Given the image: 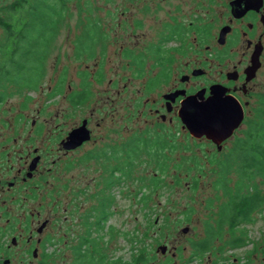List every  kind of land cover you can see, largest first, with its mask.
Returning <instances> with one entry per match:
<instances>
[{
    "label": "flooded vegetation",
    "instance_id": "1",
    "mask_svg": "<svg viewBox=\"0 0 264 264\" xmlns=\"http://www.w3.org/2000/svg\"><path fill=\"white\" fill-rule=\"evenodd\" d=\"M172 1L128 2L125 0L123 11L118 13L117 10L113 14L118 16L116 19L108 20L105 16V19L76 20L77 23L83 22L101 27L100 49L95 48V57L109 59L111 56L120 55L129 62L123 65V71L119 69L118 73L128 71L131 73L130 80L135 78L147 80L140 87H135L136 84L132 82L121 85L110 81L99 95L97 93L99 96L97 98L93 92L91 79L87 81L88 86L84 93L86 101L89 100L91 104L95 102V106H91L87 117L77 121L76 115L72 114L76 108L83 107V104L87 103L78 98L79 92H83L84 88L77 91L70 87L68 96H65V101L69 99V111L66 113L62 103L57 110L56 119L62 123L57 125L59 131L56 136L59 137V150H62L64 155L71 156L68 169L85 168L82 174L86 181L85 187L76 193L85 192L91 200L94 198L100 201L98 213L93 217L94 223H91L93 213L90 211L91 208H84L81 211L83 214L87 213L84 218H78L73 222L74 227L85 225L86 230L82 237H78L71 229L64 230L63 225H59L54 233L56 238L51 237L49 231L54 225L55 218L45 219L40 210L24 209L29 203L28 197L38 198L41 187L39 183L31 184L38 175H42V172L40 174L42 160L38 155V148H33V152L29 151L25 162L19 163L17 168L14 163L1 164L0 169L3 172L8 171L10 176L5 177L0 174V194H3L0 197V264H49L48 247L52 244L49 243L51 238L54 242L52 246L56 248L55 255L59 257L61 264H65L68 260L70 263L67 264H105L107 258L102 251L107 244L103 241H94L93 235L101 231H111L110 236L113 234L114 228L107 224L114 213L118 214L120 210L119 208L115 211L110 210L109 201L113 202L116 200L115 197L124 196L125 182L134 181L139 177L142 161L154 162L157 170H170L171 151L188 149V145L178 147L180 144L177 135H182L186 141L191 138L195 143L206 142L217 153L226 150L229 143H234L235 152H241L245 148L242 145L248 141L250 127L239 132L242 131L252 112L255 113V120L264 112V109L257 108L252 103L254 96L259 94L257 90L263 85L262 82L257 84V81L264 68V22L262 21L264 4L260 11H248L242 17L236 18L231 6L235 0H231L228 4L231 19L214 31L213 22L203 24L205 19L198 15L195 16V20H200L201 23L193 21L189 25L183 23V19L189 18L183 9L184 0H177L182 4L177 3L174 7L170 4ZM192 4H194L193 9L199 5L201 9L211 6L203 0H195ZM163 11H165L164 18H157ZM106 12L108 16L111 14L109 10ZM155 12L156 16L152 17ZM258 22L262 24L263 31H260ZM146 26L163 27L156 30L159 34L153 35L155 39L153 42L145 37L144 33H140ZM226 27H230V31L226 33L222 43L221 33ZM136 32L141 37H145L143 45L129 41ZM124 34L127 35L126 39L122 38ZM212 37L214 44L205 46L203 51L202 43ZM105 38L106 43H104ZM122 39L125 40L122 42ZM119 42H122L119 52L114 51L105 55L113 43ZM189 49L193 50L191 52L193 58L185 62L184 56L189 53ZM92 53L87 57H94ZM97 65L99 66V62ZM98 66L95 68L96 72L90 75V78H94V83H102ZM124 77L122 74L121 80ZM26 87L31 90L37 88L29 86L24 88ZM212 88H217L223 98L238 101L244 112L242 124L220 146L207 137H193L180 117V111L186 101L192 97L204 101L211 97ZM128 89L131 91L127 93ZM61 91L60 85L56 88L55 94L60 96ZM2 102L3 100L0 104ZM120 102L124 104L120 105ZM124 121L131 123L143 121L145 129L154 130L128 128L127 131H123ZM66 124L70 128L64 131ZM175 125L181 126L178 134H173L171 130ZM142 155L147 157L142 159ZM182 160L180 158L179 162ZM85 165L86 167H81ZM79 175L81 176L78 174V177ZM81 182L78 179V183L82 185ZM23 191L27 197H24V201L17 202ZM9 197L10 199L7 200ZM8 201L16 202L19 205L16 209L18 211L4 210ZM63 212L66 214L63 217L64 222L67 223L72 213L68 214L69 211L66 209ZM60 218L62 217L58 211L56 219ZM102 237L103 235L98 240L103 239ZM65 249L71 254H67ZM138 258L131 262L121 259L108 264H137Z\"/></svg>",
    "mask_w": 264,
    "mask_h": 264
},
{
    "label": "rangeland",
    "instance_id": "2",
    "mask_svg": "<svg viewBox=\"0 0 264 264\" xmlns=\"http://www.w3.org/2000/svg\"><path fill=\"white\" fill-rule=\"evenodd\" d=\"M124 1L73 0L69 2L63 20L55 28L58 35L54 42H50L46 53L47 60L42 67L43 76L41 75L36 90L27 89V87L19 88L0 75V97L3 99L0 104V168L1 164L5 163H14L17 168L19 163L25 162L29 151L33 152V148H38V155L42 160L40 167L42 175H38L31 184L39 183L41 187L38 198L30 199L28 197L29 203L24 209L28 211L40 210L45 219L55 218L54 225L49 231L51 237H55L54 233L59 225H63L64 230L71 229L78 237H82L86 230L85 225L74 227L73 222H76L78 218H84L87 214L81 212L84 208H91L90 211L93 212L91 223H94L93 217L94 214L97 215L100 204V201L94 198L91 200L85 192L76 193L85 187L86 181L82 176L85 168L81 170L79 167H75L73 170H69L71 156L64 155L63 151L59 150V137L56 136L59 131L57 125L62 122L56 119V115L61 103L66 113L69 111V99L65 101V96H68L70 87L73 90H82L81 88H84L83 77L86 75L87 81L92 79L90 82L93 85L94 95L99 98L97 93L99 95L110 81L121 85L134 83L135 87H140L147 80L144 78L130 80L131 73L128 71L118 73L119 69L122 70V66L129 62L120 55L111 56L109 59L107 57L100 59V57H95L94 53L91 54L94 57L85 55L78 57L77 51L74 50V42L83 29L82 26H77L76 20L86 19L85 13L82 12L88 7V4L95 9L89 18H107L109 20L118 18L113 14L117 10L118 13L123 11ZM193 1L195 0H184L183 9L189 18L183 19V23L188 25L191 21L201 23L202 21L195 20V16L198 15L205 19L203 24L213 22L214 31H216L231 19L228 8L231 0H203L211 6L202 9L201 5L193 9ZM128 2H134V0H128ZM11 3L12 0H0V9L2 4L10 5ZM177 3L180 2L173 0L170 4L174 7ZM107 10L111 12L109 16ZM155 14L156 12L152 14V17L156 16ZM163 14L165 11L159 13L157 18H164ZM258 25L260 31H263L262 24L258 22ZM159 29H163V27L146 26L140 33H144L145 37L153 42L155 40L153 35L159 34L156 31ZM2 34L3 30L0 28V38ZM113 36L116 37V34L113 33ZM126 37L127 35L124 34L122 38L126 39ZM145 37H141L136 32L129 41L143 45ZM124 40L122 39V42ZM106 42L105 38L104 43ZM122 42L113 43L105 55L112 54L114 51L119 52L118 49ZM202 44L204 51L205 46L214 44V37ZM96 48L100 49V43L96 45ZM189 50V53L184 56L185 62L193 58L191 56L193 50ZM96 66L102 75V83H94V78H90L91 73L96 72ZM122 74L125 77L121 80ZM87 81L85 87L88 86ZM261 82L262 88L257 90L259 94L254 96L252 103L255 107L264 109V68L259 75L257 84ZM60 85L62 91L58 96L55 93L56 88ZM130 91L131 89H128L127 93ZM59 99L60 101H58ZM86 102L83 107L72 111V114L76 115L75 120L87 117L91 106H95V102L92 104L89 100ZM121 104L124 102H120ZM254 114L252 112L239 133L249 128L252 121L264 122V115L257 116L255 120ZM124 122L123 131H127L128 128L144 130L146 127L143 121L137 122L138 124ZM69 128L70 126L66 124L64 131ZM171 130L173 134H178L181 126L175 125ZM177 138L180 144L178 147L188 145V149L171 151L170 170H157L154 162L142 161L139 177L134 181L125 182L124 196L115 197L116 200L113 202L109 201L110 210L115 211L116 208L120 210V213H114L107 224L114 228L113 234L110 236L111 231H101L93 235L94 241H103L107 244L102 251L107 258L105 264L121 259L131 262L138 258L142 250H145L143 252L148 257L146 264H214L215 262H218L217 264H264V205L254 212L253 223L239 225V232L236 236L244 238L246 243L243 247L237 249L225 247L223 252L219 251L223 242L231 238L227 227H225L223 242L215 240L210 252L194 257L193 243L206 237L209 224L216 227L221 205L225 204L231 196L236 195L237 183L241 178L239 170H241L245 154L239 155L235 152V149L233 150L234 143L227 144L226 150L217 153L206 142L195 143L191 138L186 141L182 135H177ZM79 154L80 152L77 153V155ZM146 157L147 155H142V159ZM180 158L183 159L182 162H179ZM81 167H86V165ZM0 174L5 177L10 176L8 171L3 172L1 169ZM78 174L81 176L78 177ZM78 179L82 181V185L78 183ZM255 191H260L264 196L263 174L253 176L252 180L245 181L243 184V194H252ZM2 195L0 194V197ZM115 196L117 195L115 194ZM24 197H27L25 191L19 195L17 202L24 201ZM9 199L10 197L7 200ZM8 202L4 210L18 211L16 209L19 205L16 202ZM65 209L69 211L68 214L72 213L67 223L63 218L66 215L63 212ZM58 211L62 217L59 220L56 219ZM184 229H188V231L184 233ZM101 235H103V239L98 240ZM74 238L73 236V240H75ZM50 242L52 244L48 247V254H50L48 262L49 264H61L59 257L55 255L56 248L52 246L54 244L52 238L49 240ZM164 245L168 246L166 255L158 251L159 247ZM65 252L71 254L67 249ZM173 255L175 256L173 257ZM69 259L71 260V258ZM67 263L70 261L65 262V264Z\"/></svg>",
    "mask_w": 264,
    "mask_h": 264
},
{
    "label": "trees",
    "instance_id": "3",
    "mask_svg": "<svg viewBox=\"0 0 264 264\" xmlns=\"http://www.w3.org/2000/svg\"><path fill=\"white\" fill-rule=\"evenodd\" d=\"M71 1L73 0H12L10 5L2 4L0 9V28L3 30L0 38V75L3 78L19 88L38 85L41 75L43 76L42 67L47 60L46 53L50 42H54L58 35L55 28L63 20L66 7ZM94 11L95 9L88 4L82 13H85L86 19H94L89 18ZM77 26L83 27L74 42L77 56L94 53L96 45L101 41V27L87 25L83 22L77 23ZM83 80L84 90L79 92L78 98L84 102L86 101L84 91L87 89L85 87L86 75ZM2 100L0 97V102ZM263 115L264 112L260 113V117ZM249 127L248 141L242 145L245 148L241 152L237 151L239 155L245 154V157H243L241 170H239L241 178L237 183L236 195L231 196L225 204L221 205L216 227L209 224L206 237L193 243L194 256L210 252L215 240L223 242L225 227L231 238L223 242L219 251L223 252L225 247L232 249L243 247L246 243L244 238L236 236L239 232L238 226L253 223L254 212L264 205V196L260 191L252 194L242 193L245 181L252 180V177L256 175H264V122L252 121ZM247 147L251 149L248 150ZM143 251L145 250L141 251L137 264L148 262V257Z\"/></svg>",
    "mask_w": 264,
    "mask_h": 264
},
{
    "label": "water",
    "instance_id": "4",
    "mask_svg": "<svg viewBox=\"0 0 264 264\" xmlns=\"http://www.w3.org/2000/svg\"><path fill=\"white\" fill-rule=\"evenodd\" d=\"M263 0H235L231 3L234 17L240 18L248 11H260ZM264 22V17L262 19ZM230 31L226 27L221 33L223 43L225 35ZM217 88L211 89V97L198 101L196 97L186 101L180 111V117L195 138L207 137L218 146L229 139L239 128L244 119V112L238 101L228 100L219 94ZM188 229H184L186 233ZM163 255L167 254L168 246H160L158 249Z\"/></svg>",
    "mask_w": 264,
    "mask_h": 264
}]
</instances>
